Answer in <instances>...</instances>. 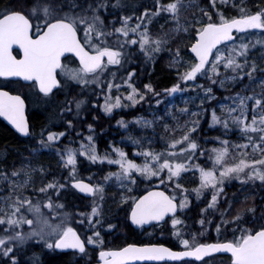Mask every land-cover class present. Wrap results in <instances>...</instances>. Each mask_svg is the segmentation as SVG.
<instances>
[{
	"label": "snow or ice",
	"instance_id": "snow-or-ice-1",
	"mask_svg": "<svg viewBox=\"0 0 264 264\" xmlns=\"http://www.w3.org/2000/svg\"><path fill=\"white\" fill-rule=\"evenodd\" d=\"M226 4L227 0H220ZM243 3V0H241ZM19 10L6 9L0 12V77H20L23 81L32 82L39 93L45 97L53 94L54 90L61 91L64 87L75 84L86 88L89 85L102 83L101 77L108 73L112 79L107 81V94L104 97L103 111L112 114L114 109L135 106L145 100L147 92L154 96L160 93L155 92L151 84H145L147 92H141L132 83L135 71L127 72V77H121L122 83H114L116 72L110 70V66L123 67L127 47L139 45V50L148 60H153L154 55L165 50L168 41L161 38L153 39L149 33V27L153 18L162 13L171 14L177 21L175 31L189 32V27L179 24V11L182 7V0L162 3V0H153L151 7L145 6L141 15L136 19L139 21L134 27L129 26L131 16H123L120 19L121 26L107 30L100 10H107L108 0H96L95 4L88 3L87 7L79 12H62L54 8L50 3H42V0H18ZM31 4V7L28 5ZM120 0L112 7H120ZM212 8L216 6V0H211ZM236 6L235 4L233 5ZM72 7H76L73 3ZM154 9V10H153ZM239 15L227 17L223 12L217 10L214 13L202 11V18L195 19L191 24L192 43L188 48L189 59L184 60L181 49L177 47L172 53V65H183L185 70L178 72V79L187 85L188 82L204 77L211 82V85L224 87L227 83L241 84V91L233 96L225 97V100L232 101L231 105L220 104V114L215 108L211 110V122L209 127L220 125L225 134L232 131L234 127L238 130L240 138L246 143H231L227 139L217 137L219 147L205 150L201 147L198 139L200 129V117L208 109L204 107L205 100H213L211 86L196 84L204 92L201 98L200 111H191L192 119L185 121L183 125L177 124L182 134L167 142L162 150L143 148L140 140L129 137L134 145L140 146V150L129 158L121 148L113 147L115 158L109 154L100 156L94 144L93 136L88 135V144L81 143L79 149L66 146L63 150L57 149L56 154L60 157V164L63 168L69 169L66 182L81 193L95 197L103 192L101 185L85 183L78 179L77 154L86 157L91 163H104L118 165L117 172H110L104 177L105 180L115 176L125 186V181L131 187H126L128 193L135 191L139 184L145 181L158 180L157 189L145 190L143 195H127L121 197V203L127 204L125 209L127 218L131 224L143 226L155 222H166L165 218L171 219L173 228L181 224L177 218L188 205L189 189L184 188L179 182L182 175L192 172L198 173L199 184L191 189L197 199L206 190H211V200L207 204L208 209L216 208L218 198L224 191L225 181L232 179L239 180L241 184L260 181L264 187V78L259 79L261 93L259 95H244L249 85H244L245 77L250 84L256 80L257 71L264 73V69H258L253 62L249 66L246 54L249 45L243 42V35L250 30L264 31V8L256 12H250L244 7H239ZM89 12L91 14H89ZM147 21V23H145ZM114 23V22H113ZM198 25V27H197ZM132 33L134 38H129ZM117 35L115 46L108 43L107 37ZM124 37L121 40L119 37ZM240 41L237 44V41ZM16 46L22 56L17 58L13 55V48ZM227 53V54H226ZM72 62L66 63L70 60ZM244 57L243 63L240 58ZM78 61V64H76ZM76 64V66H72ZM221 66L224 72H221ZM231 72V75L226 73ZM181 83L174 84L171 88L164 89V93L171 95L183 92L186 88ZM126 85L129 91L122 95L120 89ZM113 88L117 95L112 96ZM195 90V89H193ZM126 101L127 103H124ZM249 101H254L249 109ZM161 103L157 100V104ZM84 100L75 102L76 116H79ZM25 101L20 95H12L8 91L0 90V117L7 120L15 130L23 136H31L29 124L24 115ZM71 113V107L64 109ZM181 112L188 113L189 109H181ZM249 112L251 118L249 119ZM122 127H126L123 120L117 121ZM136 123H143L148 126L152 122L140 118ZM231 125V127H230ZM67 127L72 128V120L67 121ZM89 132L93 131L92 125H88ZM168 130V125H165ZM66 132L48 131L46 136L42 131L38 141L42 148H52L60 138L65 137ZM79 135V133H77ZM151 143V142H149ZM251 147L253 153H259V159H248L247 152H239L234 156L233 150L247 149ZM35 151V149H33ZM199 157H206L201 163H193ZM136 158H142L141 163ZM229 158L233 162H229ZM210 162V166H209ZM35 169L21 168L11 173L12 177H25L22 182L11 180L5 173H0V182L8 181L11 191L4 197L5 206L0 207V256L7 258L8 264H19L15 254L19 246L28 241L35 240L43 242L48 249H74L85 253L86 244L96 245L101 250L98 255V264H132L133 261L164 259L180 260L184 257H194L202 261L205 256L213 253L228 254V264H264V208L259 214L255 207H250L247 212L251 218L246 220L243 211L237 212L231 220L225 219V213H221V223L216 225V232L219 235L221 228L225 229L226 238L217 240L215 243H196L193 236L192 242L188 239L180 240L184 251H173L163 245L146 244L137 246L128 244L120 249H104V241L100 231H93L92 236L85 239L77 230L71 226L68 213H61L58 209L65 207L62 203H54L49 195L50 190L59 197L61 190L66 189L67 183H60L53 180L34 191L44 194V199H37L35 202L24 190L32 182V173ZM43 172V168L40 169ZM91 179V178H89ZM162 185L164 190H158ZM169 190L171 194H169ZM18 193V194H17ZM103 199V197H100ZM130 202V203H129ZM231 208V204H229ZM45 209L48 211L46 212ZM85 216V213H81ZM98 215V208L93 205L91 213L87 214L90 228L101 221L93 217ZM58 221V222H57ZM79 223L83 224L81 220ZM211 223V221H208ZM203 227L205 220L201 219ZM29 227L23 231V226ZM230 226V238L229 235ZM109 229L115 226L108 225ZM179 236L178 232L174 233ZM202 234V233H201Z\"/></svg>",
	"mask_w": 264,
	"mask_h": 264
},
{
	"label": "rangeland",
	"instance_id": "rangeland-1",
	"mask_svg": "<svg viewBox=\"0 0 264 264\" xmlns=\"http://www.w3.org/2000/svg\"><path fill=\"white\" fill-rule=\"evenodd\" d=\"M148 1L149 0H146L144 3L146 5L148 4L147 5L148 7H151L153 4V1H150L149 3ZM42 3H47V2L43 1ZM73 3L77 6L75 0H71V1L68 0V2L65 4V6L67 7L65 9L64 8L63 9L59 8V9H61L62 12H69V11L79 12L80 10L79 11L75 10L76 7H72ZM200 3H201L200 0L182 1V7L180 8V11H179V24L181 26L189 27L190 30L187 33L184 31H180L179 33H177L175 31L177 27V21L173 19L171 14L169 13H162L160 16L153 18L152 23L148 25L149 33L153 39L161 38V39H165L168 41V44L165 47V50L163 51L168 52L171 59L173 58L172 53L169 52L167 49L170 48L172 49V52H174L175 49L179 47L181 49V54L184 60H187L186 57L183 55L182 51L185 48L186 54H188V47L192 43L191 37L192 35H194V33L191 31L190 26L195 19L202 18L201 10L208 11L210 13H214L215 11L219 10L218 8H212V10L210 8L209 9L203 8L199 5ZM114 4H116V0L115 1L108 0L107 10L101 9L103 15L109 14L110 12L115 13L116 9L112 7V5ZM89 14L91 13L89 12ZM100 15L102 16V14ZM114 18L116 19V17ZM120 19L121 18L118 19L119 24L116 27L121 26ZM112 22H115V20L112 19ZM138 22L139 21L136 19V17L132 18L131 21L129 22V26L134 27L135 24ZM145 23H147V21H145ZM254 31H257V30H251V32H254ZM119 38L121 40L124 39V37L122 36H120ZM129 38H134L132 33L129 34ZM106 39L108 40V43L110 45L115 46L114 42L117 39V35L114 34L113 36L107 37ZM245 41H246V38H243L244 43ZM239 43L240 41L238 40L237 44ZM130 47L138 48L137 50L138 55L143 54L139 50L138 44L130 46ZM125 52L128 53V55L126 56L124 66L123 67L115 66V67L110 68L112 72H116V79L113 81L114 83H122L120 78L121 77L126 78L127 72L129 71L134 70L136 73V70L132 68V66H130L132 57L129 54L128 47L125 49ZM248 53L249 55H247L246 58H247L249 66H251V64L254 62L258 69H264V53L260 51V54H258L254 50H250V52ZM240 60H241V63H243L244 57H241ZM65 62L71 64L72 59H70L69 61H65ZM72 66H76V64H73ZM174 69L182 73L185 70V66H183L182 64L176 65ZM221 72L222 73L224 72V69L222 66H221ZM226 75H231V72L226 73ZM254 75L256 77V80L254 82L255 84L257 83L259 84V79L264 78V73H261V72L259 75H256V74ZM111 79H112L111 75L108 73H105V75L101 77L102 83L99 85L92 84V85L87 86L86 88H82L81 86L71 84V85L64 87L63 90L57 91L53 96L51 95V96H48V98H43L41 100L43 103L48 102L47 105H53L57 101L60 102L59 107L60 109H62L61 110L62 113H65L66 116L72 120L73 124L75 122V119L76 120L78 119L79 121L84 116L86 111H90L88 110L89 108L96 107L99 109L97 113L99 114L101 113L105 117H112L111 119L112 126L117 127V129H119L118 132L121 133L122 135L126 133L128 129H131V128L134 129L137 133V136L141 138L143 137V135L148 133L149 137L146 140L147 143L141 144L143 148H152L156 150H162L166 147V144L168 141L178 138L182 134L179 130L173 131V129L177 128V124L183 125L185 121L192 119V117L190 116V112L184 113V112H181V109H184V108L189 109L190 107H194L193 103L190 102V101H193L197 107L196 111H200L199 106L201 103V98H203L205 94L202 89L196 88L195 85L200 84V85H204L205 87L211 86L213 88V95L216 97V99H213L211 101L205 100V103H204V107L207 108L208 111L204 112L202 116L200 117V129L198 132V136L196 137L201 147L205 150L212 149L213 147H219L220 144H219V141L216 140L217 137H220L221 139H227L233 144L247 142L246 140L240 138L238 130H236L234 127L232 128V131L225 134V130L223 129V127L220 125H217L220 127L219 131L221 132V136L207 137L205 135L208 131H212L213 128L217 127V126L209 127V124L211 122V110L215 108L217 111V114L219 115L221 111L219 107L220 104L223 103V104L231 105L232 101L225 100L224 98L228 96H233L237 92L241 91V87H242L241 84H233L229 82L224 87H221L219 86V84L211 85V82L204 77H198L195 83L190 81L188 82L187 85L179 81V83H181V87L186 88V90L183 92H177L171 95L160 94L159 96H154L151 92H147V90L144 88L145 84L142 83L139 78L133 77L132 83L137 88H139L141 92H147L145 100L140 101V103L136 104L135 106L114 109L112 114H106L104 113L102 106L104 104L105 94H107V81ZM245 81L249 82L247 77L244 78L243 83ZM28 89H31V91H28L27 93L29 102L30 104L31 103L35 104L38 98L36 89L35 87H32L31 85ZM128 91L129 89L127 88V86L122 85L119 94L127 95ZM117 94L118 93L116 89L113 88L112 96L115 97ZM242 94L245 95V92H243ZM53 97L54 99H52ZM77 100L85 101V104L82 106L80 110L79 116H76V109H75V102ZM157 100H160L161 103L157 104ZM188 102L191 106L187 105ZM124 103H127V102L124 101ZM252 103H254V101ZM68 107H71L72 109L71 113L67 111L65 112L63 111L64 109ZM97 113L94 114L95 118L91 120L92 122L97 123V117L95 116L97 115ZM140 118H143V120L151 121L152 123L148 126L144 125L143 123H136V121ZM250 118H251V112H249V119ZM60 120L58 119L57 122ZM119 120L125 121L127 126L122 127L120 124L117 123V121ZM85 122H84L85 123L84 128H82L83 127L82 126L78 128L77 130H75L73 136L72 134L68 135L69 139H71L70 141H72L74 144V146H72V148L74 149H79L81 143L88 144V141L86 139L88 135H92L93 140H94V134H93L94 129L92 132H89L88 125H91V124L89 123V121H85ZM65 125H67V123H65ZM165 125H168V130L165 129ZM61 131H64V130L60 128L59 130H54L53 132H61ZM115 132L118 133L116 129H115ZM77 133H79V135H77ZM129 137L130 136L124 135L123 138L119 140L120 144L117 146L113 145L109 147L108 151L98 150L97 144L94 140L97 154L98 152L100 153L108 152L111 158H115V153L112 151V149L113 147H117V148H121L126 153H128L129 158H133V154L140 150V146L134 145L129 139ZM62 138H60V140ZM134 138L137 139L136 137ZM138 140H141V139H138ZM127 146L129 147V152L126 150ZM239 152H247L249 154L248 155L249 160L260 158V154L253 153L251 147L247 149L233 150L232 154L234 156H237V159H239L240 157L237 155V153ZM78 155L79 154H77V159H78ZM55 156L56 157L54 158L53 164H55V166H57V169H58V170L57 169L55 170V174H56L55 180L59 181L60 183H67V187H68L69 182H66V178L68 177L69 169L63 168L61 166L60 157L56 154V152H55ZM100 156H104V155H100ZM84 158L88 165L87 168L89 170L91 168L89 173L91 174L92 177L96 178L94 183L96 185H101L103 187V192L98 193L93 198V203H91L88 206V208L90 209L92 208L93 205H95L98 208V215L92 218L93 223L95 222L96 219H99L101 221L103 216L109 215L108 213L109 210H105L107 207H109V209L112 212L119 210V207H123V208L126 207V206H122V205H127V204L121 203L122 196L134 195V192L136 190L143 191L147 188L157 187L159 185V181L155 179L151 182L145 181L144 183L139 184V187L135 191H133L132 193H128L126 191V187H131V185H128L126 181H125V186L122 187L121 182L117 180L115 176L111 177L108 180L104 179V177L107 176L108 173L117 172L119 170L118 165H109L106 161L104 163H100V162L91 163L90 161L86 159V157ZM205 159L206 157H199V159L194 160L196 162L193 161V163H201ZM23 161L25 165L28 163L26 156H24ZM136 162L141 163L142 158H136ZM229 162L230 163L233 162L231 158H229ZM77 165H78V161H77ZM209 166H210V162H209ZM103 168H105V172L102 171ZM19 169L21 168L19 166H16V168H14L12 171L19 170ZM12 171L10 170V173H12ZM198 176H199L198 173H195V174H193L192 172L185 173L182 175V178L179 181L183 185L184 188L189 189L188 205L182 212H179L177 216V218L181 220L182 223L177 225L175 228H173L171 221H168L165 225V228L161 227L158 230V232L161 233L160 235H162L164 232H168L167 236L172 237L173 239H176L177 245L179 246L180 249H184L183 245L180 243V240L188 239L190 242H192L194 235L196 237V240H195L196 243H210V242H217V240H221V241L224 240L226 238L225 229L222 227L221 233L219 235L216 232V225L221 223V213L222 212L225 213V219L231 220L232 217L237 214V212L243 211L245 213V219L246 220L250 219L251 214L247 212V209L250 207H255L257 210V214H258L259 208L257 206V201H260L261 199L260 192L264 191V187L261 186V182L258 180L255 181L254 183L248 182L245 184H241V182L236 179H232L231 181H225L224 191L218 198V204L216 208L208 209L207 211H202L204 209H207V204L211 200L212 193H211V190H206L203 193V195L199 199H197L195 193L191 192V189L197 187L199 184ZM11 177L12 176L10 174V178ZM24 178L25 177L23 176L21 181H23ZM159 187L163 188L162 185H160ZM39 188L40 187H37L35 189H39ZM7 189H9V185H7L6 188H4L3 182H0V207L5 206L4 197H7L9 195V192L11 191V189L10 190H7ZM23 194L26 195L25 193ZM27 196L31 197L34 202L37 199H40V200L44 199V194H40L34 190L31 195H27ZM101 196L103 197V199L100 198ZM53 202L59 203V202H56L55 200ZM229 204H231V208H229ZM262 205H264V203ZM262 208H264V206ZM45 211L47 212L48 210L45 209ZM57 211L61 213L66 212L70 214L69 219H70L71 226L72 227L76 226L77 228H79L80 231H82V233L85 236H92L94 230L100 231V235L102 234L101 232L104 231V227H100V224H95L94 229L90 228L88 221L87 220L84 221L85 217H87V214L85 216H81L80 215L81 213L79 210H71V209L67 210L63 208V209H58ZM90 213L91 211L89 212V214ZM186 217L188 218L191 217V218L187 220ZM201 219L205 220V224L203 225V227L200 224ZM81 220L84 221L83 224L79 223V221ZM208 221H211V223H208ZM106 229L110 230L109 227ZM22 230L28 231L29 227L27 225H24ZM175 232H178L179 236L175 235L174 234ZM101 238H102V235H101ZM227 238H230V226H229V235ZM35 242H36L35 240L28 241L24 245L19 246L17 249L18 251H21L22 247L29 246L31 243H35ZM39 243H41L45 247L43 242H39ZM88 247H91L89 250L93 252L94 251L97 252L98 250H100V248L96 245H88ZM1 258L2 256H0V259ZM208 259H209L208 262L205 264H228L227 258H218V257L212 258L211 256V258H208Z\"/></svg>",
	"mask_w": 264,
	"mask_h": 264
},
{
	"label": "trees",
	"instance_id": "trees-1",
	"mask_svg": "<svg viewBox=\"0 0 264 264\" xmlns=\"http://www.w3.org/2000/svg\"><path fill=\"white\" fill-rule=\"evenodd\" d=\"M50 3L54 8H66L65 4L68 2V0H42V2ZM71 1V0H70ZM76 1V11L81 10L82 8L87 7L88 3L95 4L96 0H75ZM115 1V0H114ZM146 0H120V7H115L116 11L115 13L110 12L109 14L103 15L102 11L100 10V14H102V18L105 21V24L107 26V30H112L119 24V18L123 16H131L132 18H135L139 16L142 11L144 10V7L147 6L144 2ZM152 0H149V2ZM185 1V0H182ZM174 2V0H162V3H169ZM200 6L206 9H211V0H200ZM140 3V4H139ZM236 5L235 7L233 5ZM28 7H31V4L28 5ZM239 7H244L248 9L250 12H256L260 10L261 8H264V0H243V3H241V0H227L226 4H221L220 0H216V6L215 8H218L221 12L224 13L227 17H232L239 15ZM20 5L18 4V0H0V12H4L6 9H15L19 10ZM116 17V19L114 18ZM112 19L115 20V22H112ZM134 20V19H133ZM243 35V38H246L245 43L249 45L247 50V55H249L248 52L250 50H254L256 53L260 54V51L264 53V31L257 30L254 32H250L248 34H241ZM190 41V40H189ZM129 54L132 57V61L130 62V66L136 70V74L134 78H139L140 81L144 84H151L152 88L155 90V92L160 94H166L164 93V89L171 88L174 84L179 83L178 79V72L174 69L176 65L171 64V57L169 56V53L166 51H161L160 53H157L154 55L153 60H148L143 54L138 55L137 50L138 48L134 47H128ZM183 55L186 57V59H189V55L186 54V49L184 48L182 51ZM227 54V53H226ZM262 56V55H261ZM72 59V58H70ZM115 66H110V68ZM259 74L260 72L257 71ZM258 73H255L256 75H259ZM244 85H249L247 90L245 91V95H259L261 93V88L259 84L251 83L248 81H245L243 83ZM0 87L4 88L12 93H17L22 95V97L25 99L27 103V116L29 121L30 130L32 132L31 136H28L27 138H21L18 136L10 127H8L4 122L0 120V173H5L10 178V170L12 171L16 166H19L20 168H30L35 169L36 171L32 173V182L29 185L27 189H25L24 193L26 195H31L33 193V190L37 187H42L44 184H47L56 178L55 170L57 169V166L53 164L55 156V152L57 149H64L66 146L72 147L74 146L73 142L70 141L68 135L73 136L74 131L78 128L85 127V121H89V123L92 125V128L94 129V140L97 144L98 150L101 151H108L109 147L115 145H119L120 141L124 135L130 136L132 138L136 137L137 139H141V144H146V140L149 137V134L146 133L143 135V137L137 136V133L134 129H128L126 133L123 135L119 133V129L117 127L112 126L111 119L112 117H105L103 114L97 113L99 111L96 107H91L86 111L84 116L78 121V119H75V122L73 124L72 128H68L65 123H67L69 117L66 116L65 113H62V109H60V102H56L53 105H47V103H43L41 99L48 98L45 96H41L37 93V101L35 104H30L28 99V91H31V89H28L30 85L23 84L20 81H12V80H2L0 79ZM228 88V87H226ZM37 92V91H36ZM55 91L52 96L56 93ZM163 92V93H162ZM51 96V95H50ZM58 96V95H57ZM54 99V97L52 98ZM193 103L194 107L189 108V112L196 111V105L193 101H190ZM253 101H249V109H251ZM188 106H191L189 102L187 103ZM65 112V111H64ZM92 112V114H91ZM97 117V123L92 122L91 120L94 119V114ZM93 116V117H92ZM92 117V118H91ZM62 118V119H61ZM66 118V119H65ZM60 120L57 122V120ZM80 122V124H79ZM85 122V123H84ZM64 130L67 132V135L63 137L61 140L56 142L52 148H42L38 141L40 139V134L43 131L45 136L48 131H54L59 129ZM115 129L118 133L115 132ZM220 127L217 126L213 128L212 131H208L205 135L207 137L212 136H221V132L219 131ZM70 131V132H69ZM73 131V133H72ZM208 143V142H207ZM212 144V143H210ZM35 149V151H33ZM126 150L129 152V147H126ZM24 156H26V159L28 163L25 165L24 163ZM196 162V161H194ZM43 168V172L40 171V169ZM58 170V169H57ZM187 176V175H186ZM23 178V174H21L19 177H11V180L14 181H21ZM22 182V181H21ZM9 185L8 181H3V186L6 188V186ZM7 190H10L7 189ZM261 199L260 201H257V206L259 208L258 214L261 210V208L264 206L262 205L264 203V191L260 192ZM49 195L52 196L53 201L55 200L57 202V199L62 200V204L65 205L66 208H71V205H74V203L77 205V208L79 206L78 199L80 198L78 195H76L74 192L70 191L68 187L66 189L61 190L59 197H56L55 192H52L50 190ZM79 208H81L79 206ZM112 209V208H111ZM81 210H83L81 208ZM105 210H109V214L114 213L112 212L109 207H107ZM119 209L118 211H120ZM121 215L120 213H118ZM191 218V217H190ZM190 218L186 217L187 220ZM185 220V218H184ZM129 232L132 231L130 227H128ZM137 243H144V237H140L139 241L136 240ZM150 240H148L147 243H149ZM162 242V241H161ZM166 245H168L172 249H180L177 245L176 239H173L170 237V240L168 242H164ZM17 259L19 261V264H92L94 261V256L87 255L88 253H84L83 255H77L73 253L68 252H62L57 253L54 252L52 249H48L44 247L41 243H31L29 246H24L21 248V251H18V249L15 252ZM213 257L218 258H227L228 255H215ZM211 258V257H208ZM208 258H205L204 260L200 262L192 261V260H184L180 261L178 263H157V264H205L208 262ZM7 258L2 257L0 259V264H8Z\"/></svg>",
	"mask_w": 264,
	"mask_h": 264
},
{
	"label": "flooded vegetation",
	"instance_id": "flooded-vegetation-1",
	"mask_svg": "<svg viewBox=\"0 0 264 264\" xmlns=\"http://www.w3.org/2000/svg\"><path fill=\"white\" fill-rule=\"evenodd\" d=\"M98 154L100 155H105L108 154V152L105 153H100L98 152ZM78 165H77V171H76V175L78 179H83L84 181L91 183L93 185H96L94 183L95 179L94 177L91 176V174L89 173L90 170L87 168V163L85 161V158L83 156L78 155ZM104 166V165H103ZM102 171L105 172V168L102 169ZM101 177V176H99ZM103 177V175H102ZM91 178V179H89ZM67 187V186H66ZM68 188L70 191L74 192L76 195H78L80 198L78 199V204L79 206L83 209L81 210V208H77V205L74 203V205L70 204V209L71 210H79L80 213H85V214H89V212L91 211L90 208H88V206L93 203V196L91 197H85L81 194H79L75 189H73L71 187V184L69 182ZM148 190L151 189H157V187H152V188H147ZM146 190V189H145ZM145 190H136L134 192V195L139 196L145 193ZM158 190H164V188L159 187ZM170 194V192H169ZM57 197V196H56ZM58 198V197H57ZM57 202L62 203V200L57 199ZM122 206H126V207H119V209H121V215L118 214L120 213V211H115L114 213H111L107 216H103L101 223H100V227H104V231H102L101 235H102V239L104 241V249H120L123 248L125 246H127L128 244H136V245H146V244H163L166 245V243L164 242H168L170 240V237L167 236L168 232H164L162 235H160L161 233L158 232L159 228H165V225L168 221H171L170 218L166 217L165 220L166 222H162V223H158V224H152L149 227H140V228H135L131 225L129 219L127 218V213L125 211V209L128 208V205H122ZM65 209L69 210V208L64 207ZM87 220V217H85L84 221ZM112 224L115 227L113 229H106L108 228V225ZM128 227H130L132 229L131 232H129ZM74 228L77 230V232L81 235L82 239H85L87 236H85L82 231H80L79 228H77L76 226H74ZM140 237H144V243H137L135 242L136 240L139 241ZM148 240H150L149 243ZM162 241V242H161ZM168 246V245H166ZM86 251L85 253H88L87 255H92L95 257L94 261L92 262V264L97 262V258H98V253L101 250H98L97 252H93L91 250H89L91 247H88V244H86ZM169 247V246H168ZM54 252H56L54 249H52ZM91 251V252H89ZM57 253H62V252H57ZM68 253H73V254H77V255H83L84 253H76V252H68Z\"/></svg>",
	"mask_w": 264,
	"mask_h": 264
},
{
	"label": "water",
	"instance_id": "water-1",
	"mask_svg": "<svg viewBox=\"0 0 264 264\" xmlns=\"http://www.w3.org/2000/svg\"><path fill=\"white\" fill-rule=\"evenodd\" d=\"M190 47V46H189ZM188 47V48H189ZM13 55H15V56H17V58H20L21 56H22V52H20V50L16 47V46H14V48H13ZM70 57H71V54H68ZM77 62V64H78V61H76ZM0 79H2V80H12V81H20L21 83H23V84H32V82H29V81H23L22 80V78H20V77H8V78H5V77H0ZM36 88V87H35ZM0 90H4V91H8V90H6V89H4V88H1L0 87ZM36 90H37V92L39 93V90H38V88H36ZM56 90H54V92H55ZM10 94H12V95H20V94H17V93H12V92H10V91H8ZM53 92V93H54ZM40 95H42V96H44L42 93H39ZM21 96V98L25 101V99L22 97V95H20ZM24 115H25V119H26V121L28 122V124H29V121H28V116H27V103H26V101H25V108H24ZM0 120L2 121V122H4L8 127H10L18 136H20V137H22V138H27L26 136H23V135H21L20 133H18L16 130H15V128L7 121V120H5L3 117H0ZM30 127V126H29ZM85 183H88V182H86V181H84ZM74 189V188H73ZM79 194H81V195H83V196H85V197H91V195H87V194H85V193H81V192H79V190H77V189H75ZM145 194V193H144ZM143 195V194H142ZM130 221V220H129ZM163 221H161V222H155V221H153L151 224H146V225H143V226H137V225H133V224H131L133 227H135V228H140V227H149L150 225H152V224H158V223H162ZM130 223H131V221H130ZM210 243H215V242H210ZM136 245V244H135ZM157 245H163V244H157ZM137 246H143V245H137ZM163 246H165V247H167V248H170V247H168V246H166V245H163ZM126 247V246H125ZM170 249H172V248H170ZM56 252H76V253H79V254H81L78 250H74V249H63V250H61V249H54ZM173 251H184L185 249H172ZM98 255H99V253H98ZM215 255H228V254H223V253H213V254H210L209 256H205L203 259H205V258H208V257H211V256H215ZM183 260H192V261H196V262H200V261H198V260H196L194 257H184V258H182V259H180V260H170V259H164V260H161V261H155V260H143V261H133L132 262V264H155V263H173V262H175V263H177V262H180V261H183ZM94 264H98V258H97V262L96 263H94Z\"/></svg>",
	"mask_w": 264,
	"mask_h": 264
},
{
	"label": "bare ground",
	"instance_id": "bare-ground-1",
	"mask_svg": "<svg viewBox=\"0 0 264 264\" xmlns=\"http://www.w3.org/2000/svg\"><path fill=\"white\" fill-rule=\"evenodd\" d=\"M153 1V0H152ZM148 3H149V1H148ZM140 4V3H139ZM148 5V4H147ZM150 5V4H149ZM176 23V22H175ZM172 24V23H171ZM160 113V112H159ZM22 138V137H21ZM245 186V185H244ZM208 192V191H207ZM238 193V192H237Z\"/></svg>",
	"mask_w": 264,
	"mask_h": 264
}]
</instances>
